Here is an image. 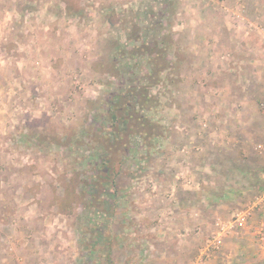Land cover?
Wrapping results in <instances>:
<instances>
[{"label":"rangeland","instance_id":"374dc122","mask_svg":"<svg viewBox=\"0 0 264 264\" xmlns=\"http://www.w3.org/2000/svg\"><path fill=\"white\" fill-rule=\"evenodd\" d=\"M237 1L0 0V264H192L222 223L233 227L201 264L227 251L264 264V120L245 127L241 108L264 117V0ZM220 13L231 39L213 41L206 68L191 46L211 44L202 19ZM234 39L253 49L237 58ZM128 86L154 97L153 124L115 141L114 174L100 171L107 104Z\"/></svg>","mask_w":264,"mask_h":264},{"label":"crops","instance_id":"0c3cea01","mask_svg":"<svg viewBox=\"0 0 264 264\" xmlns=\"http://www.w3.org/2000/svg\"><path fill=\"white\" fill-rule=\"evenodd\" d=\"M244 1L245 2H247L248 3V1H250V0H241V2H243L244 3ZM261 1V0H260ZM231 2L233 3V4H236L238 1L237 0H231ZM251 4H252V2H251ZM249 13V12H248ZM260 12H258V14H259ZM248 15V14H247ZM256 15L257 14H255V13H249V15H248V17H250L251 19L253 18H255V19H257L258 18V16L259 15H257V17H256ZM261 16H262V14H260ZM264 16V15H263ZM263 16L262 17H259V19H260V21L263 19ZM190 17V16H189ZM193 18H195L194 16H192V18H188V20H190V19H193ZM214 19H217L218 21H219V23H217V22H213V20ZM202 20H204L203 22L205 23V24H209L211 21H212V25H214V28H213V31L211 30V31H209L210 30V28H207V27H205V26H203V25H205V24H203L202 26H201V28L203 29L202 30V33H201V38H202V41L203 40H205L207 37H208V41L210 40L211 41V44L210 45H207L206 44V42H203V43H201L200 45H198V44H194V45H192L191 47H192V49H194V50H200L201 51V54H200V56L202 57V58H204V62H205V67L207 68V67H209V66H207L208 64H210V65H214V66H216L217 67V65L215 64L216 62H215V58L213 57V52L215 51L214 49H215V44H213V41L215 40V39H217V37L219 36V37H223L225 40L228 38H230V36H231V32L233 31V29H232V31H231V29H230V25L231 24H233V20L231 19V16L229 15H226V14H223V13H220V14H217L216 16H214L213 18H212V20L211 21H208L206 18H203ZM264 22V21H263ZM231 23V24H230ZM225 25V26H224ZM231 39V38H230ZM234 40H236V39H234ZM231 41V40H230ZM237 41V40H236ZM236 41H233L232 42V44H234L235 45V52H238V56H237V58H239L240 59V56H242V54H244V56H247V51H249V50H252L253 48H249V49H247V46H249L250 44L247 42H242V44H240L241 42H239L238 43V41L236 42ZM243 41H245L244 39H243ZM235 43H237V44H235ZM251 43L252 44H254V39L253 40H251ZM229 44V43H228ZM239 44V45H238ZM251 44V45H252ZM230 46H231V44H229ZM236 45H238V46H240V47H238V46H236ZM218 48H219V46H217ZM216 47V48H217ZM256 54H254V53H252L251 54V57L253 58L254 56H255ZM209 56H211L212 58H214V60L213 61H209L208 60V57ZM257 57H260L259 55H257ZM248 59V58H247ZM206 60V61H205ZM210 62V63H209ZM243 62H246V60H245V57H244V59H243ZM240 63H242V60L241 61H233L232 62V66H230L229 67V69H227L228 71H227V73H228V79L230 80L231 78L233 79V81L236 79V77L238 76V71L240 70V69H238V68H240L239 66H241V64ZM247 63H248V60H247ZM258 63H263L262 62V60H260L259 59V61H258ZM258 63H256L257 64V66H259V65H261V64H258ZM213 66V67H214ZM211 67V66H210ZM212 67V68H213ZM216 67H214V69L216 68ZM260 67V66H259ZM211 68V69H212ZM217 73H220V69H217ZM203 75H205V72L204 73H202ZM213 72L211 73L210 72V78L209 79H212V78H215V76H213ZM231 79V80H232ZM235 82V81H234ZM233 82V83H234ZM214 84H217V81H215V80H213V82H211V87H209V89H214L215 87H214ZM197 93H199L198 91H197ZM202 93V95H203V97L207 94V97H209L210 99H213V98H215V96H214V94H210V93H207V92H205L206 94H204L203 92H201ZM233 94V93H232ZM201 95V94H200ZM201 95V96H202ZM250 96H252V97H254V96H256V92L253 94L252 92H250V94H249ZM243 96L244 95H242V93L241 94H239V95H236V96H232L231 97V95L230 94H227V95H225L224 96V100L225 101H229V103L230 102H232L233 100L235 101V102H237V99H242L243 98ZM252 97L250 98V99H252ZM218 99H220V98H218ZM249 99V98H248ZM249 99V100H250ZM234 102V103H235ZM251 101H248V103H250ZM244 104H246V102L244 103ZM242 108V110H243V114L245 115V118H244V123L246 124L245 125V127H247V123H249L250 124V128H253V126H254V123L256 124L257 122L256 121H258L260 118H262V121L264 120V117L263 116H259V114L256 112V109L250 104V106H242L241 107ZM235 110L234 109H232V112H234ZM209 114L211 115V112H209ZM213 118V117H212ZM258 118V119H257ZM260 121V120H259ZM244 127V126H243ZM236 129V128H235ZM234 128H233V130H235ZM248 129V128H247ZM248 135V134H247ZM250 135V134H249ZM232 136H233V134H232ZM251 136V135H250ZM233 139H235V136L233 137ZM249 139V138H248ZM261 173L263 174V177H264V168H263V170H261ZM248 177H249V175H248ZM264 207V206H263ZM259 215L260 216H264V215H262V214H264V208H262V210H261V208H259ZM23 229H26L27 231L28 230H33V227L31 226V223L29 222V224H28V222H26L25 223V225H23V227H22ZM23 229H21V231H18L19 232V234H17L18 236H21V235H23V233H22V231H24ZM257 229V226H254L253 227V230H254V235H257L256 233L259 231H255ZM37 229H35V231H36ZM36 243H38L39 245H42V248L44 249L45 247H46V244L43 242V241H40L39 239L38 240H36V242H33V245H35ZM37 244V245H38ZM240 253H241V251H239ZM243 256H241V257H239V259H236L235 258V254H233V253H231L230 251H227L226 253H223V255H222V260H224V262L222 263V264H230L231 263V261H233V259L234 260H240V259H243L244 260V258H249V257H252V258H254V256L255 255H249V257L248 256H244L245 255V253H243L242 254ZM29 256V258L28 259H30V258H32V257H30V254L28 255ZM4 257H5V255H4ZM209 256H207V258H208ZM37 258V260L39 261L41 258L40 257H36ZM55 258V257H54ZM53 257L52 258H46V262L44 263V264H56V262H58V264H71V261H70V259L69 258H64L63 256L61 257V258H58V257H56V259H54ZM233 263V262H232ZM231 263V264H232ZM244 263H246V262H244ZM243 262H236L235 264H244ZM1 264H14L13 263V260H12V257L11 256H9V257H7L6 258V261H5V259L4 258H2V263Z\"/></svg>","mask_w":264,"mask_h":264},{"label":"trees","instance_id":"16d2710c","mask_svg":"<svg viewBox=\"0 0 264 264\" xmlns=\"http://www.w3.org/2000/svg\"><path fill=\"white\" fill-rule=\"evenodd\" d=\"M156 72L159 73V68L156 69ZM147 92L148 89L145 86L138 88L137 86H128V88H122L113 100L107 104L112 132L109 137L110 144L106 145V150L102 153V160L98 165L100 171L106 170L114 174L111 157L113 156L112 153L116 150L115 141L123 140L124 137L128 139L130 134H138L141 132V129L153 124L144 113V108L156 101ZM123 147L126 152L128 148H126L125 142ZM109 166H111L110 169L108 168Z\"/></svg>","mask_w":264,"mask_h":264},{"label":"built area","instance_id":"2783aa9c","mask_svg":"<svg viewBox=\"0 0 264 264\" xmlns=\"http://www.w3.org/2000/svg\"><path fill=\"white\" fill-rule=\"evenodd\" d=\"M258 33H260V35L262 36L263 42H264V26H257L256 27ZM261 106L264 108V103H261ZM261 146V145H260ZM262 147V146H261ZM264 150V146L263 148H261V151ZM246 215L243 214L241 216H238L235 218V220L233 221L235 224L234 226L237 227H241L243 226L245 220H246ZM233 227V223H229L227 224H220L219 225V231L217 232H213L211 235V238L208 239V244L206 245L205 248L201 249L198 256L193 260L192 264H201V262L203 261V257H207L208 256V252L211 251L209 250V248L212 249V251L217 250L220 245L222 244V233H225L226 231H228V229H231Z\"/></svg>","mask_w":264,"mask_h":264}]
</instances>
